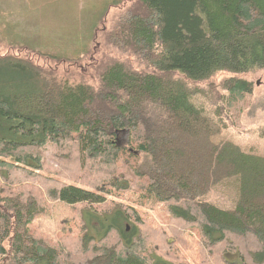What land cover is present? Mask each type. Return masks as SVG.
I'll return each mask as SVG.
<instances>
[{"label":"trees","instance_id":"1","mask_svg":"<svg viewBox=\"0 0 264 264\" xmlns=\"http://www.w3.org/2000/svg\"><path fill=\"white\" fill-rule=\"evenodd\" d=\"M132 11L110 30L119 52L97 84L0 55V264H264V156L216 143L222 122L195 101L219 77L218 114L253 93L264 0ZM233 177L234 210L204 200Z\"/></svg>","mask_w":264,"mask_h":264},{"label":"rangeland","instance_id":"2","mask_svg":"<svg viewBox=\"0 0 264 264\" xmlns=\"http://www.w3.org/2000/svg\"><path fill=\"white\" fill-rule=\"evenodd\" d=\"M134 5L136 0H0V55H17L52 75L72 81L87 79L97 84L100 63L108 57L114 60L116 56L110 52L115 55L119 52L109 40L110 32L117 21L134 14ZM81 58L84 60L80 65L70 63ZM133 67L137 66L133 64ZM222 79L200 83L195 96L198 107L215 122H222L223 128L213 140L231 142L247 153L264 156V71L249 75L254 91L234 113L224 109L217 112L224 103L216 104L215 99L220 95L209 84L220 85ZM218 90L222 92L220 87ZM119 140L124 145L127 134L122 133ZM140 157L143 168L148 169V156L140 154ZM240 186L239 177L227 179L213 187L204 200L222 210H234L240 199ZM52 211L53 217L65 215L62 209ZM228 258L235 260L236 256Z\"/></svg>","mask_w":264,"mask_h":264}]
</instances>
